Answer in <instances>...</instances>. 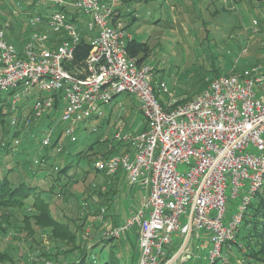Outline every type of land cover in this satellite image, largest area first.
Returning a JSON list of instances; mask_svg holds the SVG:
<instances>
[{
  "label": "built area",
  "instance_id": "1",
  "mask_svg": "<svg viewBox=\"0 0 264 264\" xmlns=\"http://www.w3.org/2000/svg\"><path fill=\"white\" fill-rule=\"evenodd\" d=\"M120 2H13L14 19H26L31 32L19 46L8 36L10 23L0 24V96L10 98V123L18 131L21 121L27 127L52 118V125L35 136L34 147L38 151L51 147L60 133L54 149L62 152L66 140L78 141L80 128L99 131L95 121L118 94L136 96L145 129H120L99 137L130 147L112 156L100 155L94 167L111 176L123 171L130 184L144 189V195L122 223L105 219L102 209L103 234L119 238L135 228L138 264H162L166 246L175 245L174 237L185 240L191 230L178 258L184 262L190 257L192 236L206 231L207 264H230L225 249L237 241L248 206L264 185V91L257 90L264 85V52L258 63L240 72L207 78V86L191 99L175 104L173 97L164 104L160 94L173 93L164 80H155L154 66L139 64L129 53L134 35L125 20L114 16ZM85 16L91 18L86 32L80 29ZM262 28L264 19H253L250 29ZM84 35L91 49L76 60V47ZM13 138L12 146L21 143ZM6 140L0 145L6 146ZM43 154L35 158L36 165L43 163ZM238 198L236 210L228 212V201Z\"/></svg>",
  "mask_w": 264,
  "mask_h": 264
},
{
  "label": "rangeland",
  "instance_id": "2",
  "mask_svg": "<svg viewBox=\"0 0 264 264\" xmlns=\"http://www.w3.org/2000/svg\"><path fill=\"white\" fill-rule=\"evenodd\" d=\"M14 1L16 0H0V23H11V20H14L11 13ZM176 1L179 0L139 1L135 8L137 19L129 26L137 39L147 40L150 54L146 63L154 66L157 80H164L173 93V96L167 93L160 94L164 104H167L173 97L176 100H181L195 96L204 88L205 80L216 74V69L224 74L232 71L240 72L248 66V62L256 59L259 53L264 52L261 49L264 47V30L253 32L250 29L253 19H264V2L259 0H242L240 2H235L236 0H180L181 3L176 6ZM210 2L211 8L221 7L224 4L227 7L225 6L226 9L214 15L211 8H207V3ZM85 18L86 22L80 26L84 32L87 31V22L91 20L88 16ZM130 19V16L125 17L127 23ZM26 26L28 25L25 21L22 31ZM235 67H240V69L235 70ZM257 90L258 94H261L264 91V85L257 86ZM5 96L2 94L0 98V144L5 138L12 142L15 141L12 136L15 129L10 123L8 112L10 98L5 99ZM104 108L106 114L95 121L99 123V131L91 132L80 128L79 138L74 147L84 148L95 139L105 134L114 135L120 129L138 132L143 130L146 124L137 97L134 95L120 93L111 104L105 105ZM47 122L48 119L43 118L27 127H23V124L20 123L18 131L21 132L17 137L21 139V143L17 144L14 149L21 151L26 147L30 151L29 154H18L21 164L16 167L17 170L23 172L28 180L33 178L41 186L51 187L52 181L46 178L47 174H41L39 177L35 175L32 177L28 174L31 167L28 160L34 161L38 155L44 152V150L35 149L34 138L44 131ZM49 150L52 149L46 151ZM74 150L76 151V149ZM15 156L14 153L3 154L0 146V159L12 162ZM73 158L75 162L78 161L75 153ZM59 164L60 159L56 158L55 165L59 166ZM80 164L85 165V161L81 160ZM72 170L71 168L70 172ZM75 170L72 172L73 178H69L70 185L68 184L65 188L67 193H61L62 189L58 187L56 191L59 192L50 199L53 214L61 221L72 224L73 227L76 226L75 221L87 213V217L91 221L94 218L92 213L95 211L93 203L85 208L80 206L79 200L82 201V198L79 199V191L84 188V185L83 179L80 180L79 171L77 168ZM54 171L56 172L57 169L52 170V172ZM118 177L117 195L113 194L116 203L114 202L112 205L115 211L111 212L114 214L113 220L119 224L131 216L141 205L144 189L130 184L125 173L119 172ZM102 178L99 179L101 182L104 180ZM239 201L240 198L230 199L227 203L228 212H234ZM1 212L0 210V215ZM23 214L21 210H17L9 220H6L4 216L0 217V264H38L37 262L42 259H48L45 251L53 256L52 261L56 259L54 254L61 261L66 259L58 241L55 239L57 243L52 242L53 235L48 231L39 229L37 226L35 232L32 230L28 232V229L23 227L24 222L21 220ZM8 216L11 215L8 214ZM186 216L187 214L183 215V222H185ZM108 218L111 219L109 215ZM72 219H74V223H72ZM90 228L87 226L82 235L86 240L92 237L97 241L100 236L98 229L94 226L93 229ZM133 232H136L135 228L117 238L116 243L119 244V250L118 247H113L122 254L126 264H138L139 261V254L136 255L134 252L135 246L138 248L135 237L137 232L135 235ZM174 239L176 246L184 241L183 237L176 236ZM171 247L172 245H167L166 251H169ZM108 251L109 246L105 247L103 251H101V246H96L94 249V252L97 253H107ZM194 253L192 259L190 258L188 261L183 259L184 262L178 259L174 264H207V260L202 258L203 249L196 248ZM232 253L235 255L238 252L235 250Z\"/></svg>",
  "mask_w": 264,
  "mask_h": 264
},
{
  "label": "trees",
  "instance_id": "3",
  "mask_svg": "<svg viewBox=\"0 0 264 264\" xmlns=\"http://www.w3.org/2000/svg\"><path fill=\"white\" fill-rule=\"evenodd\" d=\"M240 1L242 0H236L235 2ZM259 1L264 2V0ZM137 3H139L138 0H121L114 15L115 18L125 20V17L130 16L131 19L127 23V26L129 27L137 19V16L135 15ZM180 3L181 1L179 0L176 1L177 5H174L178 6ZM211 6V2L207 3L208 9L211 8ZM225 6L226 4L221 7H213L211 8L212 11H209L215 15L219 11L226 9L227 6ZM25 21L26 19L24 18H21L20 21H17L16 19L11 20L10 27L8 28L9 38L19 46L27 40L31 32V27L29 26H26L24 31H22ZM125 21L127 22V20ZM263 30L264 28L261 29V31ZM90 49L91 44L89 43L87 36H82V39L76 47V60L84 59L88 55ZM261 49L264 51V47H261ZM128 50L132 56L138 59L139 64L146 63L150 54V47L147 40H139L135 36L129 41ZM261 54L262 52L258 54L256 59L254 58L248 62L247 65L249 66L258 63L262 59ZM234 69L239 70L240 67H235ZM157 70L158 69H156V71ZM216 71L217 72L213 77L222 74L220 70L216 69ZM155 80H157V74ZM208 82V80H205L204 88L207 86ZM154 86L156 94L159 96L156 82H154ZM191 98L192 97L177 100L175 104ZM52 123L53 119L51 118L48 120L47 126H51ZM22 124L23 121H21V125ZM145 127L146 124L143 129H145ZM20 132L21 131H14L12 134L13 136H18ZM60 135V133L57 134L53 145L50 148L44 149L43 163H41V165H36L34 161L27 159L29 163H31L28 174L32 175V177L34 175L39 177L41 174H47V177H45L52 181L51 187L41 186L34 181L33 178L28 180L23 172L17 170L16 167L21 164V159L18 154H29L30 151L28 148L24 146L25 148L21 151H15L14 146L11 145L10 139L6 140V146L0 145L3 154L14 153L16 155L13 160L14 162L0 159V210L2 211L0 217L4 216L6 220H9L12 215H14L15 211L21 210L24 213L23 218L21 219L24 222L23 227L27 228L28 232H30V230L35 232L37 229L36 227L38 226L39 229L46 230L53 235L52 242L57 243L58 241L59 247L64 252L66 259L61 261L56 257L57 255L54 254V258L56 259L52 261L51 259H53V256L45 251L48 259H42V261L37 262L38 264H126L123 260L122 254L113 248L118 247L117 249L119 250V244L116 243L118 237L104 235L102 229L103 222L99 221V214L102 212V209H104L105 219L112 221L114 224H118L112 217L114 216L112 213L114 210L112 205L115 202L114 195H117V178H119V172H124L119 171L117 174L111 176L105 171L95 168L94 162L100 155L108 157L120 153L125 147L129 149V144L114 141L113 138H106L104 140L97 138L91 143L85 145L84 148L80 149L79 147H74V144L77 143V141L72 142L66 140L63 151L56 152L54 147L56 143H58ZM47 149L52 150L46 151ZM74 149H76V151ZM74 153L77 155V162L74 161ZM56 158L60 159V164L59 166L57 165V171L52 172L56 166ZM81 160L85 161V165L80 164ZM71 168L73 169L72 172H75V169L77 168L81 175L80 180L81 178L83 179L84 188L79 191V199L82 198V201L79 200L80 206L85 208L91 203L95 206V211L92 213L94 218L90 221L87 217L88 213H84V216L75 221V227H73L72 224H68V222L61 221L53 214L50 201V199L54 198L55 194L59 192L56 191V188L58 187L62 189L61 193H67L65 188L68 184L70 185L71 180L69 178H73L72 172H70ZM100 177L104 178L102 182L99 180ZM110 208L112 209L110 210ZM109 212H111L112 215ZM8 214L11 216L9 217ZM108 215L111 219L108 218ZM72 221V223H74V219H72ZM5 222L7 223L8 221ZM87 226L92 229L94 226L98 229L100 236L98 237L96 235V238H99L97 241L92 237L90 239L88 238V240L84 238L82 233H85ZM133 233L134 235L136 234V232ZM135 237L137 240V234ZM96 246H101V251L109 246V251L107 253L94 252ZM178 247L179 246L173 245L169 249L162 264L173 256ZM235 250L238 253H235L234 255L232 252ZM74 252L76 253L74 254ZM134 252L136 255L137 253L139 254L137 246H135ZM225 252L229 254L232 264H241L238 262L240 259L243 260L242 264H264V185L255 194L254 199L248 206V210L244 215L240 230L237 234V241L232 243V245L227 246ZM93 257H95V261L93 260Z\"/></svg>",
  "mask_w": 264,
  "mask_h": 264
},
{
  "label": "crops",
  "instance_id": "4",
  "mask_svg": "<svg viewBox=\"0 0 264 264\" xmlns=\"http://www.w3.org/2000/svg\"><path fill=\"white\" fill-rule=\"evenodd\" d=\"M258 56V55H257ZM116 203V201H115ZM115 211V210H114ZM116 214V213H115ZM122 222V221H121ZM120 223V222H119ZM183 243V242H182ZM181 245V244H180ZM179 245V246H180ZM199 248V249H203V256L202 258L207 260V256H208V250L210 248V237H209V233H207L206 231H202V232H196L192 238H191V249L189 250L190 252V257L189 259L193 258V256L195 255L194 253V249ZM188 259V260H189Z\"/></svg>",
  "mask_w": 264,
  "mask_h": 264
},
{
  "label": "water",
  "instance_id": "5",
  "mask_svg": "<svg viewBox=\"0 0 264 264\" xmlns=\"http://www.w3.org/2000/svg\"><path fill=\"white\" fill-rule=\"evenodd\" d=\"M192 228V226H191ZM191 236V230L188 232V234L186 235L185 240L183 241V243L181 244V246L179 247V249L175 252V254L165 262V264H172L174 262H176L178 260V258L180 257V255L182 254L183 250L185 249L189 239Z\"/></svg>",
  "mask_w": 264,
  "mask_h": 264
}]
</instances>
